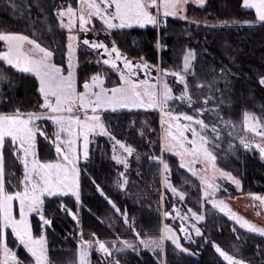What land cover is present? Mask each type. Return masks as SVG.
Segmentation results:
<instances>
[{
	"label": "snow or ice",
	"instance_id": "1",
	"mask_svg": "<svg viewBox=\"0 0 264 264\" xmlns=\"http://www.w3.org/2000/svg\"><path fill=\"white\" fill-rule=\"evenodd\" d=\"M195 2L202 6L206 0H195ZM187 3L188 0H79L78 8H73L71 4L67 7L58 6L56 15L59 26L67 30L66 69L63 63L54 62L55 50L50 46L22 33H0V41L5 43L4 50H0V60L20 71L33 73L38 78V92L42 98L38 104L39 110L21 112L20 109H16L12 114L0 113V264H25L17 256L13 247L9 246V229L15 242L28 253L30 257L28 264H51L47 233L53 220L45 214V201L49 197L57 198L63 211L79 223L78 212L73 211L62 198L72 197L76 206L82 205L80 161L85 163L89 161L90 143L96 135H106L112 140L114 142L112 158L117 164L123 165L125 171L129 168L128 157L133 155L135 149L118 139L109 130L103 115L109 110L115 112L118 109H160L162 116L168 117L167 121L162 120V124L167 123L171 128L178 129L171 137L166 134L164 148L169 152H175V155L180 158L182 168L187 169L193 176H199L203 186V198L219 212L239 224L241 228L264 236V227L235 214L223 199L217 198L221 188L216 182L217 175L226 177L238 187L241 182L230 172L218 169L216 165L217 157L214 149L217 138L221 136V129L216 122H206L203 118V113L207 110L208 98L204 97L203 103L196 106L187 80V74L192 67L191 61L195 59L194 50L189 49L184 55L183 68L175 70L155 64L150 65L143 57L134 61L122 51L115 39L106 43L99 38L89 40L85 37L82 43L96 50L97 56L100 57L96 63L101 67L108 66V70L116 75L117 80L111 87H107L108 73L97 72L91 76L85 74L80 78L82 90L78 88L76 69L79 67L77 49L81 43L80 33L97 31L93 23L94 18L100 21L99 31L104 32L107 38L114 30L164 24L165 18L182 15ZM242 4L247 9H254L256 16L254 20L244 21V23L264 25V0H242ZM184 19H187L186 15ZM25 44L30 47L25 48ZM158 46L165 47L162 43ZM141 69L145 79L138 78ZM152 71L157 72L158 75L153 77ZM169 75L174 77V84L182 86L177 88L176 92L173 91V85L168 82ZM260 83L264 84V77L260 79ZM175 103L186 105L192 114L187 111H173L171 105ZM181 119L186 123H181ZM219 119L220 123L232 129L235 128L231 121ZM41 120L52 122L55 128L52 135L37 123ZM244 121L247 127L253 132L256 131L258 125L250 122L251 114L245 113ZM186 133H190L191 138ZM38 134L49 141L51 147H54L55 158H41ZM258 135L261 139L255 142L241 136L240 144L244 149H258L264 157V131H260ZM6 143H9L12 152L23 167L22 178L10 176L7 186L4 167ZM116 146H119L126 155L116 154ZM189 156L191 160L186 159ZM150 158L162 164L163 187L170 191L171 196L183 201L186 193L174 186L169 179L171 174L169 163L163 159L162 154ZM136 159H139V154ZM196 161L203 163L204 168L196 169L194 167ZM209 168L211 173L208 172ZM125 171L119 172V176L124 178L123 182L116 181L120 188H124L128 183ZM90 179L114 211L121 215L125 224L129 225V229L134 230V225L129 223L127 211H122L107 196L95 178L90 177ZM250 195L264 204V195L257 193H250ZM160 199L165 200L164 193L160 194ZM17 201L18 218L14 212V202ZM170 207L171 211L167 209L163 211V217L173 220L178 218L181 221L178 228L179 232L184 234V240L195 242L196 237L204 238L201 227L197 226L198 222L205 220L202 212L188 208L182 214L181 209L175 204H171ZM33 213L39 217L35 235L31 222ZM184 221L188 222L187 226L183 223ZM162 231L163 235L158 239L139 238L140 233L136 232L138 240L118 237L110 244L100 240L95 233H92L94 239H84L81 232L78 264H91V249L94 245L105 258L112 255L113 248L117 251L125 248L137 251L142 246L154 251L155 249L163 250L166 239L171 240L176 248L190 252V249L181 243V236L177 234L176 228L170 224H164ZM212 243L215 251L227 264H245V261L230 255L219 244ZM108 264H120V262L112 260Z\"/></svg>",
	"mask_w": 264,
	"mask_h": 264
},
{
	"label": "trees",
	"instance_id": "2",
	"mask_svg": "<svg viewBox=\"0 0 264 264\" xmlns=\"http://www.w3.org/2000/svg\"><path fill=\"white\" fill-rule=\"evenodd\" d=\"M76 2L77 0H0V33H22L50 46L55 50L54 62L63 63L66 69L67 30L60 28L56 13L58 6L66 4L77 8ZM185 15L187 19L184 16L165 18L166 23L161 28L114 30L107 38L109 42L115 39L122 51L134 61L143 57L150 65L175 70L181 68L187 51L194 50L195 75L188 82L195 101L202 103L204 97L210 98V102L220 105L223 117L232 123H240L244 113H251L264 125V86L260 83V78L264 77V25L257 23L255 26L243 27L236 24L256 18L253 11L244 8L242 0H206L203 7L189 3ZM226 23H232V26H222ZM160 43L165 47L160 48L159 59ZM77 56L80 90V78L85 74L91 76L97 72L108 73V87L116 82V75L107 66L101 67L96 63L95 54L82 50L78 51ZM0 72L5 73L10 81L9 89H5L0 97V113L12 114L16 109L21 112L39 110L38 104L42 98L38 92L39 81L36 77L21 73L1 62ZM178 111L185 110L179 108ZM103 115L109 130L135 149L130 163L128 186L123 191L116 184L120 176L112 158V144L104 137H95L90 144L89 161L80 163L82 205L76 206L72 197L62 198L73 211L78 212L79 223L63 211L57 198H47L45 201V214L53 220L47 233L52 264H65L66 259H75L81 232L85 239L93 237L92 233H95L103 241L130 236L117 212L99 193L90 177L95 178L122 211H127L129 221H134L135 230L141 236H161V165L159 161L149 159L162 154L158 137V113L107 112ZM47 126L52 132L53 128L49 124ZM46 144V140L39 136L41 158H55V151ZM162 156L170 165L172 184L186 193V207L204 212L205 223L202 228L205 235L245 261L264 264V237L240 229L242 239L238 240L232 232L233 223L204 202L197 178L182 169L176 157L167 153ZM4 157L8 164L6 167L16 162L10 151L5 150ZM218 159L217 166L230 172L242 183L241 195L264 192V159L245 155L239 156L237 161L233 158L223 160L222 156ZM16 172L18 177L22 176L21 169H16ZM166 196H169L168 192ZM171 204L172 201L168 202L165 208L171 210ZM17 211L15 204V212ZM31 222L35 235L39 218L32 216ZM8 243L17 256L28 264V253L15 242L10 231ZM191 246L202 248L199 253L190 250L193 255H188L167 243L165 254L158 253L157 257L150 252H141L139 255H120L119 259L123 264H226L204 239H197L195 243L185 247ZM93 260L96 264H106L101 263L98 256H94Z\"/></svg>",
	"mask_w": 264,
	"mask_h": 264
},
{
	"label": "rangeland",
	"instance_id": "3",
	"mask_svg": "<svg viewBox=\"0 0 264 264\" xmlns=\"http://www.w3.org/2000/svg\"><path fill=\"white\" fill-rule=\"evenodd\" d=\"M189 1L192 2V3H195V5H197L198 7H203L205 5L204 4V5L201 6L198 3H196L195 0H189ZM76 3H77V8H78L79 7V0H77ZM67 6H68V4L63 5V7H67ZM72 7H73V5H72ZM73 8H75V7H73ZM245 9L246 10H249V11H253L255 13V10L254 9L253 10L252 9H247V8H245ZM161 15H162V12H161ZM180 16H176V17L179 18ZM169 17H172V16H169ZM65 19H67V18H65ZM93 23L95 24L97 31H95V32L89 31L88 33H83V32L80 33L81 43L78 46L77 53H78V51H82V50H84L85 52L93 53V54L96 55L95 58H96V61H97L98 59H100V57L97 56L96 50L92 49L88 45H84L82 43V40L85 37H87L89 40H95V39L99 38V39L105 40L106 43H109V40H108V38H106L104 32L99 31V29L101 27V23L98 20V18H94L93 19ZM236 24L239 25V26H243V27H249V26H255L256 25V24L255 25H249L248 23H244V22H238ZM222 26H224V27H231L232 26V23H226V25L223 24ZM77 27H78V24H77ZM151 27L161 28L162 27V24H158L156 26L147 25L145 27L133 26L132 28H151ZM29 47L30 46L28 44H25V48H29ZM4 48H5V43L3 41H1L0 42V50H4ZM160 55H161V50H160V47H158V56H159V59H160ZM65 56H66V67H67V54ZM195 59H196V55H195ZM195 59H193L191 61L192 67H191V69L189 70V72L187 74V80H189L191 77H194V75H195V69H196L195 68V64H194L195 63ZM0 62L6 64V62H4L2 60H0ZM10 67H12V66H10ZM182 68H183V59H182V66H181V68H179L177 70H181ZM16 70L19 71V72H21V73L23 72V71H20L19 69H16ZM76 71H77V69H76ZM23 73L24 74L25 73H28L29 75L31 74L32 76H35L33 73H29V72H23ZM151 75L153 77H155V76L158 75V73L155 72V71H152L151 72ZM138 78L139 79H145L146 78L144 76L143 69H141L140 76ZM167 79H168V82L173 85V91L174 92L177 91V87L178 88L179 87H182L181 85L174 84V77H172L171 75H169L167 77ZM261 85L264 86V84H261ZM9 86H10L9 78L5 75V73L0 72V97L4 93V90L5 89H9ZM200 88H202L201 85H200ZM202 103H203V101H202ZM202 103H197L196 102V106H199ZM171 107H172V110L173 111H178L179 108H182L185 111L189 112V114H192L191 110L186 105H181L180 103H175V104L171 105ZM148 111L149 112H155V113L157 112L158 113V116H159L160 131H159V134H158L159 136L158 137H159V145H160V151H161V153L162 154L163 153L170 154V155L176 157L177 159H179V161H180V158L175 155V152L174 151L169 152V151H167L164 148V140H165L166 134H168L169 137H171V135L174 134L175 132H177L178 129L177 128H171L167 123H163L162 124V120L167 121L168 120V117L162 116V113H161L160 109H158V108L118 109L115 112H148ZM108 112H112V111L109 110ZM105 113H107V112H105ZM249 114H251V113H249ZM244 115H245V113H244ZM244 115H243V119H241V122L240 123H234V122L232 123V124L235 125V128L232 129L230 126H226L225 124L220 123V119L219 118H224L223 117V111L221 110L220 105H218L217 103H214V102H210V98H208L207 110L203 113V118L206 120V122L207 121L216 122L217 123V126L221 129V136L219 138H217V140H216V147L214 149V154L217 157V159H216V165H217V162L219 160L218 159L219 156H222L223 160H227V159L229 160V158H233L234 161H237V158H239V156H241V155L251 156V157L257 158L259 160L261 159L260 153H259V151L257 149H254V150L253 149L252 150L244 149L243 146L240 144L239 137L243 136L245 139H247L249 141H254V142L255 141H260L261 137L258 135V133L260 131H264V127H262L264 125L258 119V117H255L254 115L251 114V121L250 122H254L256 125H258L257 128H256V131L253 132L249 127H247L245 125ZM224 120H226V119L224 118ZM37 123H39L42 127H44V130L48 131L50 135H52L54 133L55 128L52 125V122L51 121L41 120V121H38ZM181 123H186V121H183L181 119ZM48 124L53 128V131L52 132L49 131V127L47 126ZM186 135L189 138H191V134L190 133H186ZM39 136L40 135L38 134L37 141L39 139ZM97 136L104 137L113 146V143L114 142L112 140H110L106 135H96L95 137H97ZM94 138L92 139V141H94ZM92 141H91V143H92ZM46 142H47L46 145L48 147H51L50 146V142L49 141H46ZM230 145H231V147H230ZM51 148L54 150V147H51ZM116 148H117L116 154H118V155L119 154L126 155V153H123L122 150L119 149V146H116ZM5 150L10 151L15 156V158H16V162L10 163L9 166L6 167L8 164L5 161V157H4L5 181H7V179H9L10 176L18 177V174L16 172V169L17 170H20L21 169V173L23 174V167H22L21 162L17 159L16 155L12 152L9 143H6L5 144L4 151ZM132 156L131 157H128V159H129V165L131 163ZM149 159L152 160V161H156V160L151 159L150 157H149ZM186 159L191 160L192 158L189 156ZM8 162H10V161H8ZM82 162H84V161H80V163H82ZM114 163H115V166H116L118 172L125 171L124 168H123V165L117 164L115 160H114ZM160 165H161V173H162V164L160 163ZM194 167L196 169H203L204 168V164L201 163L200 161H196L194 163ZM182 169H184L185 171H187V169H185V168H182ZM218 169H220V168L218 167ZM129 170H130V166L125 171V175L127 176L128 183H129ZM208 172L211 173V169L210 168L208 169ZM188 173L191 176H193L192 173H190V172H188ZM160 177H161V193H164V195H165V200L164 201H161V206H162V209H161V218H162L161 235H163V231L162 230H163L164 224H170L173 228H176L177 229V234L181 236V243L184 244V246L191 245L192 243H195L197 239H202L200 237H196L195 238V242H188V241L184 240L183 239V235L184 234L182 232H179V228H178V226L180 225L181 221L178 218L175 219V220H173L172 218L165 219L163 217V211L166 209L165 208V204H167L168 202L170 203L172 201L173 204H175L177 207H179L181 209V213L182 214L184 212H186L188 208L186 207V203H185L187 201V196L185 195V199L183 201H179L178 197L171 196L170 191L166 190L163 187V173L161 174ZM193 177L197 178L198 182L200 183V179H199V176L198 175L197 176H193ZM18 178H22V176H20ZM123 179H124L123 177H120V181L121 182H123ZM169 179H170V176H169ZM216 182L221 186L220 191L217 193V198L218 199H223L224 202L229 205V207L231 208V210L235 214L239 215L240 217H242V218H244V219H246V220H248V221H250V222H252V223H254L256 225H258V226L264 227V204H261L260 201L255 200L251 195H247V196L241 195L240 192L242 190V183L238 187L231 180L227 179L226 177H224L222 175H217ZM13 183H15V180H13ZM128 183H127V185L124 188H122L123 191H126V188L128 186ZM6 186H7V182H6ZM200 186H201V194H202V198H203V186L201 185V183H200ZM166 191L169 193V196L168 197L166 196V193H167ZM258 194L264 195V192H261V193H258ZM49 198H54V197H49ZM204 202L207 203L209 206H211L214 209L215 212H217L218 214H220V215L228 218L233 223V228H235V231H233V229H232V232L234 233V235L236 236V238L238 240H241L242 239V236L239 233V230L240 229H243L244 231H247L248 233H252V234H255V235H258V236H262L259 233L250 232L247 229L241 228L240 225L237 224L235 221H233L230 217H228L224 213L219 212L218 209L214 208L211 203L207 202L205 199H204ZM15 204H17V207H19L18 206V201L17 202H14V212H15ZM202 213L204 214V212H202ZM15 214L17 215V218H18V211L15 212ZM173 214L175 215V213H173ZM117 215H118V217H120V219L124 223L126 229L130 233V236H129L130 238L129 237H125V238H121V239L138 240L139 238H143V237H145V238L151 237V236H147V235L146 236H141L140 235V237L138 238L135 235V233L137 232L135 230V227H134V230H130L129 229V225L128 224H125V222H124L123 218L121 217V215L119 213H117ZM32 216L38 217L35 213H33ZM129 223L134 225V221L133 220H131V222L129 221ZM183 223L186 226L188 225V222L187 221H184ZM204 223H205V220L204 221H200V222H198V225L197 226L201 227V229H202V232L204 234V238L203 239L205 240V243L211 245L212 248L215 250V248L213 247V243H212L214 241L211 239V237L206 236L205 233H204V231H203L202 226L204 225ZM8 231L11 232L10 229ZM121 236H123V235H121ZM193 236H195V233L194 232H193ZM155 238H157V237H155ZM80 239H81V234H79V240ZM89 239H94V237H91ZM112 240L113 239L107 240L105 242H108L110 244V242ZM167 243L173 245L172 242H171V240L166 239L164 241L163 250H161V249H155V251L153 249H150V248H143L142 246L137 251H133L132 249H127V248H125V249H123L121 251H117L115 248H113L112 249V255L109 256V257H106V258L104 256V254L102 252H100L99 250H97V247L94 245L93 248L91 249V257H90V260H91V264H96V262L93 260V258H94V256H98L99 257V261L101 263L104 262V263L108 264L109 261L119 260L120 264H123V262L121 261V259H119V256L120 255H126V254H129V253H133L135 255H139V254H141V252H150V253L153 254L154 257H157V254L158 253L165 254V246H166ZM215 244H218V243L215 242ZM79 247H80V241L78 243V250H77V254H76L75 259H72L71 261H70V259L69 260L66 259L65 264H78ZM117 247H119V245H117ZM173 247H175V245H173ZM196 247L197 248H194V246H191L189 249L199 253V251L201 250L202 246H199V247L196 246ZM176 249L178 251L184 252V251H182L179 248H176ZM223 249L226 250V251H228L225 248H223ZM228 252H229L230 255H234L237 259H242L238 254L232 253L230 251H228ZM184 253L185 254H188V255H191V254L193 255V252L192 251L191 252H184ZM220 258L223 261V258L222 257H220ZM243 261H245V260H243ZM223 262L227 264V262H225V261H223ZM245 264H253V263H251L249 261H245Z\"/></svg>",
	"mask_w": 264,
	"mask_h": 264
},
{
	"label": "crops",
	"instance_id": "4",
	"mask_svg": "<svg viewBox=\"0 0 264 264\" xmlns=\"http://www.w3.org/2000/svg\"><path fill=\"white\" fill-rule=\"evenodd\" d=\"M189 3H192V2H190L189 0H188V3L187 4H189ZM193 4H195V3H193ZM187 6V5H186ZM253 10V9H252ZM185 12H186V10H184V12H183V14L180 16V17H183L184 15H185ZM179 17V18H180ZM23 73V72H22ZM25 74H28V73H25ZM31 75V74H30ZM35 77V76H34Z\"/></svg>",
	"mask_w": 264,
	"mask_h": 264
},
{
	"label": "water",
	"instance_id": "5",
	"mask_svg": "<svg viewBox=\"0 0 264 264\" xmlns=\"http://www.w3.org/2000/svg\"><path fill=\"white\" fill-rule=\"evenodd\" d=\"M257 150H258V149H257ZM258 151H259V150H258ZM259 153H260V152H259ZM260 156H261V154H260ZM261 158L264 159V157H262V156H261Z\"/></svg>",
	"mask_w": 264,
	"mask_h": 264
},
{
	"label": "bare ground",
	"instance_id": "6",
	"mask_svg": "<svg viewBox=\"0 0 264 264\" xmlns=\"http://www.w3.org/2000/svg\"><path fill=\"white\" fill-rule=\"evenodd\" d=\"M178 88V87H177Z\"/></svg>",
	"mask_w": 264,
	"mask_h": 264
}]
</instances>
